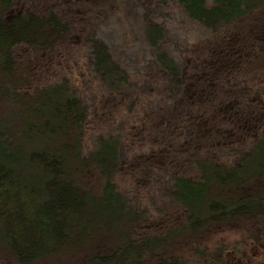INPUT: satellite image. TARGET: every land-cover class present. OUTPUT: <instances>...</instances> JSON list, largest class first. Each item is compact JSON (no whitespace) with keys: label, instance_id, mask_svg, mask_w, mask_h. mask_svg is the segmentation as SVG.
<instances>
[{"label":"trees","instance_id":"1","mask_svg":"<svg viewBox=\"0 0 264 264\" xmlns=\"http://www.w3.org/2000/svg\"><path fill=\"white\" fill-rule=\"evenodd\" d=\"M194 22L212 32L264 8V0H179ZM0 0V264H230L252 260L264 248V134L237 163L195 157L197 175H178L166 189L183 221L159 233H137L146 212L122 191L121 135L97 138L85 150L89 108L63 77L39 85L20 49L51 54L72 33L51 9H17ZM148 41L167 76V92L185 86L181 65L148 28ZM92 67L116 93L135 88L107 43L90 37ZM235 233L236 239L230 234ZM219 239L215 241V238Z\"/></svg>","mask_w":264,"mask_h":264},{"label":"rangeland","instance_id":"2","mask_svg":"<svg viewBox=\"0 0 264 264\" xmlns=\"http://www.w3.org/2000/svg\"><path fill=\"white\" fill-rule=\"evenodd\" d=\"M17 9H53L70 21L71 36L56 52L19 54L34 65L39 85L67 77L82 96L89 108L86 152L100 136L121 135L117 183L146 212L137 233H159L184 220L166 189L178 175H197L195 157L237 163L264 134V8L218 32L189 18L179 0H18ZM152 24L163 30L162 49L182 67L186 84L176 98L168 96V76L148 41ZM92 35L129 71L132 92L101 84ZM251 254L248 262L233 257L230 264H264V248Z\"/></svg>","mask_w":264,"mask_h":264}]
</instances>
